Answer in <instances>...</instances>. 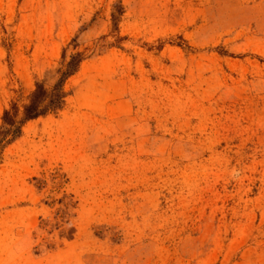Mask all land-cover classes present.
<instances>
[{
    "label": "rangeland",
    "instance_id": "374dc122",
    "mask_svg": "<svg viewBox=\"0 0 264 264\" xmlns=\"http://www.w3.org/2000/svg\"><path fill=\"white\" fill-rule=\"evenodd\" d=\"M76 52L0 149V264H264V0H0V126Z\"/></svg>",
    "mask_w": 264,
    "mask_h": 264
},
{
    "label": "trees",
    "instance_id": "16d2710c",
    "mask_svg": "<svg viewBox=\"0 0 264 264\" xmlns=\"http://www.w3.org/2000/svg\"><path fill=\"white\" fill-rule=\"evenodd\" d=\"M113 20L116 21L114 15ZM86 59L87 56L83 53L72 54L56 70L57 79L50 87L37 83L23 102L20 99L15 100L3 111L0 126V149L17 140L27 123L56 115L63 110L68 96L65 84L78 72L80 65Z\"/></svg>",
    "mask_w": 264,
    "mask_h": 264
}]
</instances>
